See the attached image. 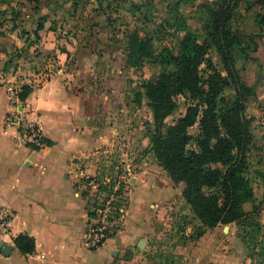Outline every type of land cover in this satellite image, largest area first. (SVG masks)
Wrapping results in <instances>:
<instances>
[{
	"label": "crops",
	"instance_id": "obj_1",
	"mask_svg": "<svg viewBox=\"0 0 264 264\" xmlns=\"http://www.w3.org/2000/svg\"><path fill=\"white\" fill-rule=\"evenodd\" d=\"M38 25L32 32L38 40L31 39L32 43L17 33L4 37L0 30V205L13 214L10 233L0 236L9 249L8 254L0 249V264H155L150 239L160 232L163 207L174 196V200L180 197V192L174 193L171 182L162 185L155 176L147 181L144 173L131 178L120 228L98 248L87 247L85 233L92 220L88 214L93 212L78 188L73 162H83L87 172L94 175L95 154L111 144L108 128L100 133L96 127V118L109 109L107 98L95 88L97 58L74 39H59L57 29L46 28L43 23L37 30ZM14 27L12 32L17 31ZM23 50L25 57L20 55ZM50 54L53 63L46 61ZM69 54L75 60L67 66ZM42 67H55L57 72L40 84ZM23 86L31 91L24 101L18 98V109L25 120L36 122L42 131L45 146L38 151L27 147L16 125L6 122L14 111L6 90L16 88L19 97ZM256 90L246 105L257 97ZM99 95L105 99L101 110L97 108ZM250 132L247 159L249 166L258 165L255 175L259 177L256 172L264 174V153L250 162L248 156L257 147L251 126ZM20 235L34 240L31 255H22L15 247L14 239ZM218 239L221 235L217 230L207 232L175 254L184 258V264H240V258L225 251Z\"/></svg>",
	"mask_w": 264,
	"mask_h": 264
},
{
	"label": "rangeland",
	"instance_id": "obj_2",
	"mask_svg": "<svg viewBox=\"0 0 264 264\" xmlns=\"http://www.w3.org/2000/svg\"><path fill=\"white\" fill-rule=\"evenodd\" d=\"M212 1L196 0L181 5L180 12L186 18V24L180 25L176 31L169 27L174 24L171 8L176 0H0V30L4 37L17 33L21 38H29L27 40L32 43L31 39L38 40L32 36L33 30L39 23H44L46 28L57 29L59 39H74L76 44L84 46L97 58L95 88L97 93L105 94V103L109 109L104 116L96 118V127L100 133L108 128L107 132H110L112 139L111 144L99 149L92 160L93 176L101 182V198L116 192L115 206L122 211V216L129 200L131 178L139 177L142 173L146 181L155 176L162 185L171 182L174 193L180 192V197L174 200V196L171 203L163 207L160 232L150 239L155 264H184V258L175 252L178 248L192 243H185L186 237L194 234L200 223L197 220L184 219L190 216L188 207L181 199L184 184L173 183L156 161L151 149L154 132L152 111L144 98H139V105L135 100L138 99L137 93L140 92L142 83L154 81L160 73L168 70L162 65L164 49L171 54L178 53L180 38L187 31L198 35V41L202 40L204 6ZM263 1L242 0L229 22L232 30L239 34L255 35L254 40L258 44L257 51L248 54L252 59L243 58L237 52L234 54L241 82L249 88L257 89V97L251 98L246 105L252 132L257 137V147L248 156L250 162H255L257 156L264 153V27L256 24L257 18L264 14ZM16 14L20 15L16 17ZM13 26L17 28L16 32L11 31ZM22 30L25 34L20 33ZM103 31L106 36L102 35ZM133 31L140 37L150 39L153 45L154 57L143 59L138 67L129 65L127 61L128 37ZM24 52L25 50L18 54L25 57ZM29 57L28 55L24 59L27 61ZM46 57V61L53 63L51 54ZM73 60L74 57L69 54L65 64L69 66L73 64ZM213 60H216L214 56ZM42 69L43 67L40 68L41 74L44 72ZM43 70L50 76L57 72L55 67H46ZM69 72L68 70L67 73ZM103 77L106 80L103 81ZM99 96L97 108L101 110L105 99L104 95ZM223 96L225 100H230L233 92L226 89ZM184 101L183 97L178 98L175 111L164 122L163 135L167 127L183 114ZM257 167L258 165H250L249 172L246 173L255 193V209H252V204L246 203L240 210L245 213L252 210V220L264 222V179L255 175ZM119 226L120 223L115 225L109 237L118 231ZM215 230L221 235V239H218L221 246L225 251L235 253L240 258V264L262 262L251 255V247H247L243 239L238 237L234 225H217L205 229L204 234ZM215 245L219 246V243ZM255 250L257 253L261 252L259 246H255Z\"/></svg>",
	"mask_w": 264,
	"mask_h": 264
},
{
	"label": "trees",
	"instance_id": "obj_3",
	"mask_svg": "<svg viewBox=\"0 0 264 264\" xmlns=\"http://www.w3.org/2000/svg\"><path fill=\"white\" fill-rule=\"evenodd\" d=\"M194 1L176 0L171 8L174 24L170 28L177 31L180 25L186 24L181 5ZM241 2L213 0L204 6L202 40L198 41V35L187 31L180 38L178 53L171 54L164 49L162 65L168 70L160 73L156 80L142 83L135 102L139 105V98H144L152 111L151 149L156 161L173 183L184 184L181 199L190 212L184 219L200 223L194 234L186 237L185 243L199 239L205 229L234 224L238 237L251 247V255L264 264V222L252 220L254 211L240 210L246 203L255 209L254 190L246 178L250 167L247 154L252 143L246 101L255 96V92L241 82L234 54L252 59L248 54L258 49L255 35L239 34L229 25ZM256 21L264 27V14ZM42 28L39 23L37 30ZM153 57L152 41L140 37L136 31L131 32L128 64L138 67L143 59ZM226 89L233 92L230 100L224 99ZM30 91L29 86H23L20 100L24 101ZM179 97L185 99L184 112L163 135L164 122L175 111ZM26 145L32 150L40 149ZM256 174L264 179V174ZM88 215L94 217L91 212ZM14 244L22 255H31L35 250L34 240L29 236L16 237ZM255 246H259L261 252L257 253Z\"/></svg>",
	"mask_w": 264,
	"mask_h": 264
},
{
	"label": "built area",
	"instance_id": "obj_4",
	"mask_svg": "<svg viewBox=\"0 0 264 264\" xmlns=\"http://www.w3.org/2000/svg\"><path fill=\"white\" fill-rule=\"evenodd\" d=\"M52 76L44 71L39 78L40 84L47 82ZM10 104L13 110L7 117L6 122L10 125H16L25 144L43 148L45 143L42 137V131L36 122H28L22 117V111L18 109L19 97L18 90L9 87L6 90ZM73 170L79 180L78 188L84 194L92 206L94 217L92 218L87 232L85 233V243L91 250L101 246L112 234V230L121 220L122 211L116 208V195L114 192L109 197L101 198V182L95 176L89 174L85 164L80 161L73 162ZM13 220V214L4 206L0 205V236L10 233V225Z\"/></svg>",
	"mask_w": 264,
	"mask_h": 264
},
{
	"label": "water",
	"instance_id": "obj_5",
	"mask_svg": "<svg viewBox=\"0 0 264 264\" xmlns=\"http://www.w3.org/2000/svg\"><path fill=\"white\" fill-rule=\"evenodd\" d=\"M0 249H2L4 254L9 253V249L7 248V246H3V243L1 241H0Z\"/></svg>",
	"mask_w": 264,
	"mask_h": 264
}]
</instances>
